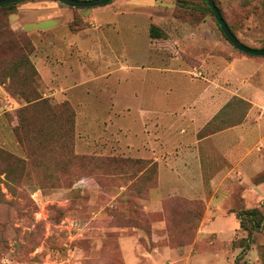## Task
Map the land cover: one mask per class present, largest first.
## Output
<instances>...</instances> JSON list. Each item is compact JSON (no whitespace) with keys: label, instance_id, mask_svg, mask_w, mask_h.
Listing matches in <instances>:
<instances>
[{"label":"rangeland","instance_id":"rangeland-1","mask_svg":"<svg viewBox=\"0 0 264 264\" xmlns=\"http://www.w3.org/2000/svg\"><path fill=\"white\" fill-rule=\"evenodd\" d=\"M0 264H264V56L204 0L0 7Z\"/></svg>","mask_w":264,"mask_h":264},{"label":"water","instance_id":"water-1","mask_svg":"<svg viewBox=\"0 0 264 264\" xmlns=\"http://www.w3.org/2000/svg\"><path fill=\"white\" fill-rule=\"evenodd\" d=\"M24 0H0V6ZM70 7H95L106 4L112 0H58ZM214 13V17L228 40L240 51L256 56H264V47H251L243 43L230 28L228 22L222 15L215 0H206Z\"/></svg>","mask_w":264,"mask_h":264},{"label":"trees","instance_id":"trees-1","mask_svg":"<svg viewBox=\"0 0 264 264\" xmlns=\"http://www.w3.org/2000/svg\"><path fill=\"white\" fill-rule=\"evenodd\" d=\"M204 1L207 3L206 0H204ZM13 4L14 3H9V4H6V5L11 6ZM2 6H5V5H2ZM2 6H0V7H2ZM209 8H210V6H209ZM210 10H211L212 14L214 15V13H213L211 8H210ZM155 27L156 26H151V28H150V35L152 37L160 36V34L155 31ZM243 217H249V219H248L249 221H246L244 223L245 220H243ZM261 221H262V216L260 217L259 209L257 207H254V208L249 209V210L245 211L244 213H242V226H244L245 229H248L246 226H250L252 229L258 228L261 225Z\"/></svg>","mask_w":264,"mask_h":264},{"label":"crops","instance_id":"crops-1","mask_svg":"<svg viewBox=\"0 0 264 264\" xmlns=\"http://www.w3.org/2000/svg\"><path fill=\"white\" fill-rule=\"evenodd\" d=\"M49 4L54 5V6H55L54 8H56V9L62 11V9L60 8V5H59L57 2H49ZM24 6H25V7H28V8H26L27 11H28V10H32V9H36V7L34 6V4H25ZM17 12H18V11H17ZM17 12H16V15H17ZM49 19H53V20H55V22H54L50 27L46 28V30H48V31L51 32V34H52L53 31H55V29H57V28L60 26V23H59V21L56 20V19H57V16H50ZM18 23H19V22H18ZM23 26H24V25L20 23V25H19L18 27L21 28V27H23ZM24 28H25V27H24ZM24 28H23V29H24ZM53 37H54V36H53V34H52V35L50 36V38L52 39ZM51 42H53V39L51 40ZM93 48H98V47H96V46L94 45Z\"/></svg>","mask_w":264,"mask_h":264}]
</instances>
